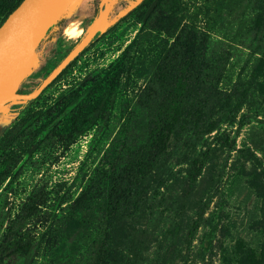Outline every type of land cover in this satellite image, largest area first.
Instances as JSON below:
<instances>
[{
  "label": "rangeland",
  "instance_id": "obj_1",
  "mask_svg": "<svg viewBox=\"0 0 264 264\" xmlns=\"http://www.w3.org/2000/svg\"><path fill=\"white\" fill-rule=\"evenodd\" d=\"M102 1L66 7L17 91L37 88ZM138 1L112 0L113 22L54 82L0 111L11 117L0 124V264H96L111 177L145 142L163 94L165 34L141 20L142 9L116 23ZM182 1L203 52L198 85L167 151L121 202L106 256L116 264H264V0ZM105 91L98 118L73 124L74 111Z\"/></svg>",
  "mask_w": 264,
  "mask_h": 264
},
{
  "label": "trees",
  "instance_id": "obj_2",
  "mask_svg": "<svg viewBox=\"0 0 264 264\" xmlns=\"http://www.w3.org/2000/svg\"><path fill=\"white\" fill-rule=\"evenodd\" d=\"M22 1L0 0V25ZM183 2L182 0H142L116 21L117 23L127 15L142 9L141 20L165 34L162 38V59L157 72V78L163 86V94L150 122L145 142L128 164L121 169H116L111 177L108 192L107 230L97 254L96 264H116L108 259L104 247L106 241L112 238L113 224L120 204L133 194L140 181L155 169L160 158L167 151L170 140L198 85V69L203 52L199 46L197 30L185 22ZM164 5L167 8H164ZM175 62L178 64L177 72L171 77L170 71ZM109 99L110 94L105 91L94 104L76 109L72 116L73 124L82 127L91 119L98 118ZM198 175L199 169L194 172L193 178L196 179ZM87 196L88 192H84L77 200V204H80ZM199 225L200 221H195L191 235L196 232ZM17 246L23 250L27 249L22 241H18Z\"/></svg>",
  "mask_w": 264,
  "mask_h": 264
},
{
  "label": "water",
  "instance_id": "obj_3",
  "mask_svg": "<svg viewBox=\"0 0 264 264\" xmlns=\"http://www.w3.org/2000/svg\"><path fill=\"white\" fill-rule=\"evenodd\" d=\"M110 2L102 1L94 22L79 42L36 89L24 93L17 90L29 75L39 45L60 19L68 0H23L0 25V111L13 101L30 102L37 98L97 37Z\"/></svg>",
  "mask_w": 264,
  "mask_h": 264
},
{
  "label": "bare ground",
  "instance_id": "obj_4",
  "mask_svg": "<svg viewBox=\"0 0 264 264\" xmlns=\"http://www.w3.org/2000/svg\"><path fill=\"white\" fill-rule=\"evenodd\" d=\"M93 0H68L67 3V8L71 9V10H75L78 7L81 6H85L86 4L92 2ZM139 2H135L131 8H133L134 6H136ZM92 5V4H91ZM66 10V8H65ZM87 10V9H86ZM87 13V12H85ZM107 13V11H106ZM113 22V20L108 18V15L105 16V21H104V26H107L109 24H111ZM75 24V23H74ZM79 24V23H78ZM77 26V25H75ZM108 27V26H107ZM80 30V29H79ZM82 31V30H81ZM66 32V31H65ZM67 33H69L70 35H75L78 33V30L76 28H72V29H67ZM80 33V32H79Z\"/></svg>",
  "mask_w": 264,
  "mask_h": 264
},
{
  "label": "crops",
  "instance_id": "obj_5",
  "mask_svg": "<svg viewBox=\"0 0 264 264\" xmlns=\"http://www.w3.org/2000/svg\"><path fill=\"white\" fill-rule=\"evenodd\" d=\"M3 110H4V108H3ZM10 115V114H9ZM9 115H1V117H0V124H1V127H3V126H5L8 122H9V120L11 119V117L9 116ZM12 116V115H11Z\"/></svg>",
  "mask_w": 264,
  "mask_h": 264
}]
</instances>
